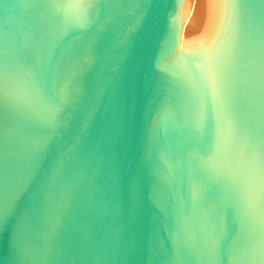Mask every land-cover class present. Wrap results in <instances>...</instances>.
<instances>
[{"label":"water","instance_id":"95a60500","mask_svg":"<svg viewBox=\"0 0 264 264\" xmlns=\"http://www.w3.org/2000/svg\"><path fill=\"white\" fill-rule=\"evenodd\" d=\"M178 2L0 0V264H264V0Z\"/></svg>","mask_w":264,"mask_h":264},{"label":"bare ground","instance_id":"6f19581e","mask_svg":"<svg viewBox=\"0 0 264 264\" xmlns=\"http://www.w3.org/2000/svg\"><path fill=\"white\" fill-rule=\"evenodd\" d=\"M228 0H179L175 23L176 43L195 50L209 45L219 34Z\"/></svg>","mask_w":264,"mask_h":264}]
</instances>
